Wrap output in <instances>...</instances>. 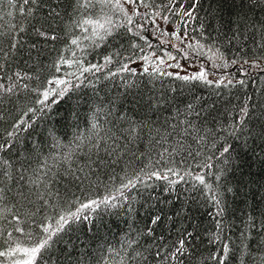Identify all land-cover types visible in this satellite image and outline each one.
Masks as SVG:
<instances>
[{
  "label": "trees",
  "instance_id": "16d2710c",
  "mask_svg": "<svg viewBox=\"0 0 264 264\" xmlns=\"http://www.w3.org/2000/svg\"><path fill=\"white\" fill-rule=\"evenodd\" d=\"M48 2L49 0H41L40 5H25V9L28 7L34 9L32 16L20 13L19 6L22 5L23 0H14L16 7L9 5L7 0L0 2V33H4L0 36V48L8 50L13 35L20 42L14 50L16 55H10L7 61L0 53V63L5 64V69L0 71V77H3L0 83L6 85L10 83L8 77L17 71L22 75L25 73L30 76L39 75L40 81L32 79L23 83H29L32 87L39 84L41 90L48 86L46 81L53 75L72 82L70 91L64 97L50 96L45 105L38 102L43 96L37 92H20L19 96L13 95L10 102L7 97L5 98V102L0 104V114L6 117L5 120H0V133L4 130L11 131V125L21 119L27 123L21 126L26 130L17 133L12 154L4 153V157L13 161V172L17 176L19 175L17 169L23 164L28 170L25 173L27 177L31 175L32 169L39 167L46 156L57 152L54 147L56 140L61 144H67L75 134L86 131L90 127L89 121L94 113L99 124L105 129L111 128L121 137L117 143L121 147L127 145V150L118 165L97 170L99 179L97 173H94L91 179L85 180L83 184L78 181L70 183L50 181L48 187L52 189L54 195L48 198L49 204L37 201L36 197L32 196L31 199L35 203L29 204L25 201L24 205H20L17 204L13 192L7 190L4 204L9 206L16 204L21 213L26 209L35 212L36 208L40 207V211L33 219L37 224L54 225L60 214L68 209L74 211L78 202L115 194V189L122 182L126 183L128 178L140 175L151 187L138 184L137 188L126 192L130 200L135 196V200L132 201L134 212L128 211L127 204L124 208L108 212L98 210L99 214H94L93 225L90 226L87 222L74 224L72 231L62 233V241L54 246L55 253L59 254L62 249L74 247L77 253L86 251L99 255L100 251L110 245L119 248L126 234L135 237L136 232L130 233V226L146 232L145 225L149 223L150 217L157 213L165 217V220L156 228L155 239L146 235L140 237V243L145 249L150 248L153 256L157 245H167L168 249H171L181 237V231L186 229L192 232L193 236L185 237L189 252L180 259L184 264H214L207 258L219 249L218 244L209 242V234L216 232L217 219L223 221L224 231L221 240L229 242L234 249L241 247V232L245 230L249 215L255 217L257 225L261 219H264L261 216V212H264V201L260 199V194L264 193V166L259 163L257 156L245 152L242 142L236 141L222 129H227L239 119V109L243 106L246 96H251L256 101L264 98V72L245 65L247 71L241 75L240 64H230L234 58L242 63L244 59L251 60L259 53V49H256L251 39V33H249L250 39L242 42L243 48L241 43L228 42L232 34L231 30L235 28V24L231 21L236 20V13L240 11L238 6L233 7L231 0H225L222 6L220 0H201V6L197 10L198 19L188 25H184L178 15L158 8L156 10H161L162 15L169 16L167 25L162 19H156L155 24L151 22L144 24L145 19L151 21L149 16L134 18L135 24L144 26L141 34L147 43L127 33L125 28H120L118 30L120 35L116 38H108V41L101 43L100 47H95L89 40L83 39L80 47L77 48L71 45V39L77 36L83 37L85 33L79 28L65 32L64 23L56 28L60 39L55 42L38 40L33 34L34 25L40 27L45 24V16L48 12V7L45 5ZM167 3L168 0H155L157 6ZM181 3L188 7L191 0H177L176 6ZM218 6L221 7L220 11H217ZM139 11L146 13L152 9L140 8ZM252 15L249 13V16ZM259 15L257 12L255 18L258 19ZM69 19L65 17L66 22ZM113 19L116 20L117 17L114 15ZM176 23L181 25L179 34L185 43L181 44L179 41L161 43L162 39L167 41L170 37H161L156 29L160 27L171 32ZM201 23L205 25V35L201 34ZM21 27L25 28L24 32L19 31ZM184 27L188 28L187 36L184 34ZM134 30L140 31L135 26ZM197 40L207 46L215 44L220 47L230 66L214 68L212 62L205 56L197 55L185 47V44H195ZM133 41L139 45L138 48L131 47ZM32 43L42 46L43 54L40 56L39 68H37L36 52L30 48ZM149 44L151 47L148 46ZM254 49L256 51H253ZM166 53H171L175 59H169ZM61 55L69 60L79 59L85 67L91 64L104 65L105 57H110L112 62L98 72L93 69L92 73H84L77 80L74 76L66 75L76 72L79 76L75 64L72 67L62 65L59 73L54 67H50ZM145 55L150 56L148 62L140 59ZM161 60L164 63H160ZM260 63L264 65V60ZM124 64H128L135 75L132 71H121ZM177 64L179 67H176ZM145 67L148 68V72L144 71ZM201 67L208 73V80L211 77L217 78L210 80L213 81L212 85L201 81L185 82L176 78L198 73ZM180 68L185 69L184 74H180ZM193 68L197 70L194 71ZM192 70L193 72H190ZM221 77L224 78V83L220 87H215V81ZM229 79L233 84L237 80H245L247 84L245 86L229 84L225 87ZM134 97L142 99L144 103L133 106L130 102ZM156 101L159 102L158 109L149 110L148 103ZM189 105L192 107L190 108ZM29 108L33 111L28 112ZM120 113H125L136 121H152L151 131L143 128L135 134L137 138L132 140L129 136L128 124L117 119ZM249 123L251 127H256L255 119ZM27 124L32 126L28 128ZM221 136L227 137V141L234 145L233 156L241 161L247 160V163L241 164L235 171H229L219 182L215 180L214 175H206L207 182L211 183L213 188H216L217 184L220 185L218 191L222 193L225 212L222 217H217L216 207L210 199L211 193L185 173L191 172L195 175L206 174L209 171L216 172L218 169L198 167L209 156L213 157L211 163L224 166L222 161L215 159L225 143ZM200 137H203V140H200ZM178 141L183 147H180ZM165 149L168 151L166 152ZM257 154L259 155L258 149ZM168 169H174L179 173V176L169 174L171 180H178L174 186H169L163 180L155 178L149 180L144 176L145 172L164 173ZM180 176L184 179H179ZM193 184L197 186L194 188ZM228 187H231L233 192H228ZM57 190L59 196L55 195ZM169 216L174 223L167 221ZM22 218L26 220L24 225L26 231L34 233L40 231L36 224L27 222V217L22 216ZM8 219L11 217L9 216ZM0 226L12 230L11 225L6 221H0ZM13 237L24 244L29 243L19 233L13 232ZM247 242L252 244L255 251L258 243L257 229H250V239ZM6 246L0 238V249ZM246 259L248 264H252L250 257ZM85 264H89L88 259L85 260ZM91 264H95V258L91 259ZM234 264H239V260L237 259Z\"/></svg>",
  "mask_w": 264,
  "mask_h": 264
},
{
  "label": "snow or ice",
  "instance_id": "6c2138e0",
  "mask_svg": "<svg viewBox=\"0 0 264 264\" xmlns=\"http://www.w3.org/2000/svg\"><path fill=\"white\" fill-rule=\"evenodd\" d=\"M0 2H3V0H0ZM224 2L225 0H220V6ZM7 3L16 7L14 0H7ZM40 4L41 0H23L22 5L19 6V11L22 15L26 13L28 16H32L34 9L32 7L25 9L24 6ZM176 5L177 0H168L167 4L159 6L155 4V0H151V2L149 0H49L45 5L48 7L45 24L40 27L34 25L33 34L38 40L42 39L45 42H55L60 39L56 28L61 23H64L65 32L71 31L72 28H79L85 33L83 37L77 36L71 39V45L77 48L80 47L83 39L89 40L95 47H100L101 43L108 41V38H116L120 35L118 32L120 28H125L127 33L137 36L147 43V40L141 34L144 31V26L135 24L134 18L136 17H151V21L145 19L144 24L149 22L155 24L156 19H162L164 24L167 25L169 23V16L162 15L161 10H156L159 8L166 9L173 15H178L184 25H188L191 21L198 19L197 10L201 6V0H191L188 7H185L183 3L178 7ZM231 5L233 7L238 6L240 11L236 13V20L231 21V23L235 24V28L231 30L232 34L228 38V42L232 43V41H236L241 43L243 48L242 42L248 41L250 39L249 33H251V39L255 43L256 49H259V53L251 60L244 59L242 63L239 59L234 58L230 64H240L241 75H244L247 71L244 68L245 65L264 72V65L260 63L261 60H264V0H231ZM220 6H218L217 11L221 10ZM140 8L146 10L152 9V11L141 13L139 11ZM245 9L247 11H244ZM257 12L260 14L258 19L255 18ZM249 13L253 15L249 16ZM114 15L117 17L116 20L113 19ZM65 17H69L70 19L66 22ZM134 26L139 28L140 31H135ZM19 31L24 32L25 28L21 27ZM156 31L161 37H170V40L167 41L162 39L161 43H171V41H179L181 44L185 43L179 34L181 31V25L179 23L174 24V29L171 32L160 27ZM183 31L185 36H187L188 28L184 27ZM200 31L202 35H205V25L203 23L200 24ZM2 35L4 33H0V36ZM256 37L259 38L257 39ZM19 43V40L13 35L8 50L0 48V53L3 54L5 61L10 58V55H16L14 50L17 49ZM148 46L151 47L150 44ZM131 47L135 49L139 45L133 41ZM185 47L191 49L197 55L205 56L212 62V67L214 68H228L230 66L225 54L215 44L207 46L197 40L195 44H185ZM30 48L36 52L37 68H39L40 56L43 54L42 46H38L37 43H32ZM256 49L253 51H256ZM141 51H143L142 48ZM166 55L169 59H175L171 53H166ZM140 59L148 62L150 56L145 55L140 57ZM111 62L110 57H105L104 65L91 64L89 67H85L80 63L79 59L69 60L61 55L50 67H54L55 71L59 73L62 65L72 67L75 64L79 76H77L76 72L66 73V75L74 76L79 80L80 76H83L84 73H92L93 69L98 72L102 67ZM160 63H164V61L161 60ZM169 66L171 67V65ZM176 67H179V65L177 64ZM4 69L5 64L0 63V71ZM120 70L132 71V74L135 75V72L129 69L128 64H124ZM144 71L148 72V68L145 67ZM167 75H172V73H167ZM176 78L185 82L201 81L209 85L213 84V81L208 80V73L203 67H201L198 73L177 76ZM2 79L3 77H0V80ZM8 79L11 82L7 85L0 83V104L5 102L6 97L10 102L11 97L13 95L19 96L20 92H37L43 96V99L38 102L41 105H45V102L50 96L56 95L61 98L64 97L70 91L72 83L70 80L61 79L53 75L46 81L48 86L41 90L39 84L36 87H32L29 83H23V81H30L32 79L40 81L39 75L30 76L27 73L22 75L17 71L12 76H9ZM223 83L224 78L221 77L215 81V87H220ZM229 84L233 86L235 84L245 86L247 81L237 80L233 84V81L229 79L228 83L224 86L227 87ZM76 87H79V85H76ZM55 102L54 100L53 103ZM130 103L133 106H139L144 101L134 97ZM147 107L149 110L154 108L158 109L159 102H150ZM189 107L191 108L192 105H189ZM31 111L33 110L29 108L28 112ZM239 113V119L230 124L227 129H222V131L227 132L236 141L242 142V148L245 152H251L254 156H257L259 163L264 166V98L256 101L253 100V97L246 96L243 106L239 109ZM109 114H111V110H109ZM5 119L6 117L0 114V120ZM117 119L128 124L130 130L129 136L132 140L137 138L135 134L143 128H148L151 131L153 123L149 120L136 121L125 113L118 114ZM253 119L256 121V127L250 126L249 122ZM26 123V121L21 119L11 125V131L4 130L0 133V185H3L0 187V221H6L8 225H11L12 229L9 231L6 227L0 226V238L7 245L0 249V258H2L0 259V264H85L86 259L91 264L92 258H95V264H184V261L180 257L189 252L185 237L193 236V233L188 232L186 229L181 231V237L172 245L171 249H168L167 245H157L154 256L150 248L145 249L140 243L141 236L146 235L155 239L154 233L156 228L165 220V217L159 213L150 217L149 223L145 225L146 232L136 230L130 226V233L135 231L136 235L132 237L126 234L119 248L110 245L100 251L99 255H96L94 252L88 253L86 251L77 253L74 247H67L66 249L60 250L59 254H56L54 246L62 241L61 234L72 231L74 224L87 222L91 226L93 225L94 214H99L98 210L108 212L113 209L124 208L125 204H127L129 212H134L135 209L132 207V201L135 200V196L130 200L126 192H131L137 188L138 184L145 187H151V185H148L140 175H134L133 178H128L126 183L122 182L115 189V194L105 195L99 199H90L87 202L80 201L74 211L71 209L65 210L55 220L54 225L52 223L37 224L33 218L40 211V207H37L35 212L31 211V209H26L21 213L20 208L16 204L11 206L4 204L6 190L13 192L17 198V204L20 205H24L25 201L29 204L35 203L31 199L32 196H35L37 201H43L45 204H49L48 198L54 195L52 189L48 187L50 181H64L66 183L78 181L80 184H83L85 180H90L94 173H97V179H99L97 170L111 165H118L127 150V145L121 147L117 143L121 137L111 128L105 129L103 125L99 124L94 113L89 121L90 127L86 131L75 134L67 144H61L59 140H56L54 147L57 149V152L55 154L46 156L39 167L32 169L31 175L27 177L25 173L28 170L21 164L20 169H17L19 172L17 176L13 172V161L5 158L3 154H12L17 133L26 130V128L21 127ZM31 126V124H27L28 128ZM156 131L159 133V129ZM163 138L166 139L167 137ZM220 138L225 140V143L215 159L222 161L224 166L222 167L211 163L213 157L209 156L198 167L210 170L214 168L218 169L216 172L209 171L206 174L197 173L195 175L191 172L185 173L186 176L196 181L197 184L202 185L211 193L210 199L216 207L215 215L217 217H222L225 212L222 193L218 191L220 185L217 184V187L213 188V185L207 182L206 175H214L215 180L219 182L229 171H235L240 168L241 164L247 163V160L241 161L238 157L233 156V152L235 151L234 145L227 141V137L221 136ZM199 139L203 140V137ZM257 141L260 143L257 144ZM178 144H180L179 141ZM180 147H183V145L180 144ZM213 147H215V144H213ZM257 149L259 150V155L257 154ZM175 150L173 149V151ZM165 151L167 152L168 149H165ZM248 159H251V157H248ZM248 167L250 168L251 165L249 164ZM169 174L179 176V173L174 169H168L164 173L159 171L145 172L144 176L146 179L150 180L155 178L156 180L167 182L169 186H174L178 183V180H171ZM179 179L182 180L184 177L180 176ZM26 186L27 190H25ZM196 186V184H193L194 188ZM227 191L233 192V189L228 187ZM55 195L59 196L58 190ZM253 198L255 199V195ZM260 199L264 201V193L260 194ZM52 206L54 207V205ZM153 207L155 206L153 205ZM9 216L11 219H8ZM22 216L27 217L29 224H36V227L40 231L37 233L26 231L24 227L26 220ZM261 216L264 217V212H261ZM167 221L174 223L170 216L167 217ZM250 229H257L258 233V243L255 251H253L252 244L247 242L250 239ZM223 231V221L217 219L216 232L209 234V242L218 244L219 249L217 252L212 253L207 260L214 262V264H234L238 259L239 264H248L246 257H250L252 264H264V219H261L259 225H257L255 217L249 215L245 223V230L241 232L242 246L236 249L229 242L221 240ZM13 232L19 233L21 237H25L29 243L24 244L18 238H14ZM237 253H239V256H237Z\"/></svg>",
  "mask_w": 264,
  "mask_h": 264
},
{
  "label": "rangeland",
  "instance_id": "374dc122",
  "mask_svg": "<svg viewBox=\"0 0 264 264\" xmlns=\"http://www.w3.org/2000/svg\"><path fill=\"white\" fill-rule=\"evenodd\" d=\"M193 70L196 71L197 69L193 68ZM193 70L190 71V72H193ZM179 72H180V74H184L185 73V69L180 68ZM190 72H188V73H190ZM216 79H217L216 77H211L210 80H216Z\"/></svg>",
  "mask_w": 264,
  "mask_h": 264
}]
</instances>
